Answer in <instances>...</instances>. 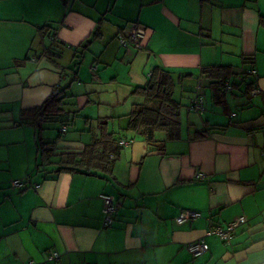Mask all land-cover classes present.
Returning <instances> with one entry per match:
<instances>
[{"label":"crops","instance_id":"obj_1","mask_svg":"<svg viewBox=\"0 0 264 264\" xmlns=\"http://www.w3.org/2000/svg\"><path fill=\"white\" fill-rule=\"evenodd\" d=\"M262 19L264 0H0V264H264ZM136 27L143 48L122 47L120 37ZM86 40L75 76H65ZM155 67L185 76L175 87L180 138L158 133L156 149L123 130L133 104L144 101L133 90ZM210 68L232 72L223 84L233 90L221 87L225 109L202 75ZM62 84L76 114L41 162L35 130L20 115ZM196 95L205 99L203 115L188 111ZM103 122L120 136L111 178L54 173ZM58 133L51 123L43 136ZM101 193L116 201L108 227ZM183 211L199 217L179 225ZM239 217L246 222L229 247L208 234ZM199 239L208 251L194 258L186 244ZM53 253L59 260H48Z\"/></svg>","mask_w":264,"mask_h":264},{"label":"trees","instance_id":"obj_2","mask_svg":"<svg viewBox=\"0 0 264 264\" xmlns=\"http://www.w3.org/2000/svg\"><path fill=\"white\" fill-rule=\"evenodd\" d=\"M68 1L62 0L63 5L66 6ZM261 22L264 23V20L262 19ZM98 35L97 29L92 35V40L96 39ZM53 37H51L52 40ZM90 43L89 40H86L73 49L72 67L67 69L69 72H64L65 76H75L82 63L84 51L88 49ZM51 50L55 51L53 48ZM46 53L53 60L60 58V55L54 54L50 50ZM202 75L212 80L210 87L213 90V101L216 105L223 107L225 94L221 87L223 82L232 77V72L227 68H210L202 70ZM174 77L171 72L155 67L149 75L147 84L144 87L135 88L132 92V95L142 97L144 101L133 104L130 112L125 116L126 125L123 130L136 134L150 148L156 149L159 146L160 140L156 138L158 133H163L166 141L180 138V117L183 104L175 98V87L177 86L176 81L185 76H180L181 78L177 79ZM67 89L65 84L55 86L41 105L21 112L19 122L22 125L31 126L35 130L37 152L41 162L50 160L56 142L61 139V133L51 140L44 138L43 132L46 130V125L57 123L60 130L62 127H66L67 130L75 117L76 113L69 109L73 104L69 102L72 97L66 93ZM88 127L89 132L93 133L92 126ZM211 130L213 129L209 131ZM98 131V137L86 145L81 153L67 154L64 162H57V169L54 170V173H81L111 178L114 161L121 150L120 136L108 130L107 122L99 123ZM205 137L201 133L197 136V138ZM37 169L39 172L41 171L39 165H37Z\"/></svg>","mask_w":264,"mask_h":264},{"label":"built area","instance_id":"obj_3","mask_svg":"<svg viewBox=\"0 0 264 264\" xmlns=\"http://www.w3.org/2000/svg\"><path fill=\"white\" fill-rule=\"evenodd\" d=\"M144 38V30L136 27L132 30L128 31L125 35H122L119 39L120 44L122 47H131L135 50H141L143 48L142 40ZM249 75L255 76L256 72L255 70H250ZM223 89L225 92H230L233 90L232 85L228 82L223 84ZM259 93L257 89L252 90V95H256ZM188 111L197 115H203L205 112V99L201 95H196L192 97L189 101L188 105ZM264 119V117H263ZM66 127H62L60 130L61 134H65ZM123 144V142H122ZM261 154L264 155V148L261 150ZM200 178H202V175H199ZM21 182H14V186H19ZM104 204L102 214H103V220L102 223L105 227L110 226L112 222V218L117 210L116 201L115 199L107 194H99L98 196ZM199 217V214L195 211H183L180 213V215L176 218V221L179 225L184 224L186 222L193 221ZM246 220L244 217H239L235 221L227 224L224 228L221 227H215L213 230H211L208 234L215 235L222 243L226 246L231 245L232 241V233L233 231L243 223H245ZM186 250L190 255H192L194 258L199 257L205 252L208 251V245L204 242V240L199 239L194 242H191L189 244H186ZM49 261H57L59 260V256L57 253H53L48 258ZM28 264H36L35 262L31 261ZM42 264H47V262H42Z\"/></svg>","mask_w":264,"mask_h":264},{"label":"rangeland","instance_id":"obj_4","mask_svg":"<svg viewBox=\"0 0 264 264\" xmlns=\"http://www.w3.org/2000/svg\"><path fill=\"white\" fill-rule=\"evenodd\" d=\"M88 48H89V47H88ZM86 52H88L87 49L84 51V54H85ZM218 106L220 107V105H218ZM210 108H211V106H210ZM209 111H211V110H208V112H209ZM182 113H184V110L182 111Z\"/></svg>","mask_w":264,"mask_h":264}]
</instances>
